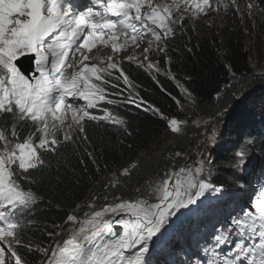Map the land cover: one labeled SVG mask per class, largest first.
<instances>
[{
  "label": "snow or ice",
  "instance_id": "obj_1",
  "mask_svg": "<svg viewBox=\"0 0 264 264\" xmlns=\"http://www.w3.org/2000/svg\"><path fill=\"white\" fill-rule=\"evenodd\" d=\"M230 5L240 12L237 0H0V264H154L153 247L159 250L175 220L198 208L208 192L222 191L206 166L211 161L205 152L217 142L215 125L197 145L199 158L176 151L165 167L157 161L154 178L145 179L144 191L136 187L134 198L113 194L110 200L109 190L131 177L128 167L113 172L83 218L76 205L60 224L46 220L39 188L59 183L72 160L84 172L88 161L100 171L102 157L89 128L115 125L131 135L125 116L106 106L159 113L116 54L147 40L137 66L145 67L149 53H163L169 62V38L191 20L221 8L227 12ZM254 8L264 10L260 0L246 5L249 13ZM98 45L110 46L112 54H93ZM152 69L159 71L148 62L145 70ZM181 90L194 105V94ZM185 124L167 118L174 136L183 135ZM245 155L237 153V167ZM177 159L185 162L177 167ZM97 200L105 203L97 208ZM203 252L211 257L205 264H264V187L229 227L214 232Z\"/></svg>",
  "mask_w": 264,
  "mask_h": 264
},
{
  "label": "trees",
  "instance_id": "obj_2",
  "mask_svg": "<svg viewBox=\"0 0 264 264\" xmlns=\"http://www.w3.org/2000/svg\"><path fill=\"white\" fill-rule=\"evenodd\" d=\"M260 2L264 8V0ZM254 10L259 12L258 29L264 34V10ZM191 30L186 23L174 37L169 38L167 56L171 60L165 65L161 63L165 75L151 77L137 64L123 62V67L128 69L130 77L138 85L140 94L158 108L159 113L146 112L133 105H121L119 108L106 106L125 116L131 135L115 125L89 128L96 155L102 157L98 159L100 171L97 172L96 166L88 161V170L84 172L78 160H72L70 167L61 169L59 183L53 181L51 186L48 183L41 185L39 192L44 199L40 208L46 220L60 224L76 205L90 202L95 194L102 193L112 173L124 167L130 169L131 177H121L124 183L117 189L109 190L110 200L113 194L125 199L139 195L136 187L145 190L144 181L157 171L156 162L161 161L160 167H165L167 157L176 151L199 158L197 145L200 143L196 141L199 129L194 127V120H206L204 123L210 124L208 128L213 125L220 127L221 151L215 155L211 153V163L206 166L214 173L211 183L222 191L216 195L209 192V198L215 201L226 194H233L239 201L243 200L253 169L261 165L264 170V65L262 76L254 75L243 39L230 35L225 37L223 45L211 38L193 42ZM217 49L220 50L216 52ZM179 87L194 94L193 109ZM124 94L127 95V92ZM176 101H180V105ZM90 111L95 112L94 109ZM172 117L186 121L183 135L174 136L169 132L167 118ZM203 130L200 129V132ZM210 148L205 155L212 152ZM242 151L246 154L245 163L237 167V153ZM184 162L183 159L172 161L177 167ZM134 164L136 168L132 167ZM104 203L103 200L95 201L98 208ZM196 209L204 211L202 206ZM186 219L184 215L177 225L182 226L183 223L184 226L190 220ZM48 230H51V224ZM162 246L169 248L170 245L166 241ZM187 247L190 249L188 241ZM176 250L178 260H184V249ZM191 254L196 258L200 252L192 250ZM154 264L168 262L157 258Z\"/></svg>",
  "mask_w": 264,
  "mask_h": 264
},
{
  "label": "rangeland",
  "instance_id": "obj_3",
  "mask_svg": "<svg viewBox=\"0 0 264 264\" xmlns=\"http://www.w3.org/2000/svg\"><path fill=\"white\" fill-rule=\"evenodd\" d=\"M251 1L237 0V4L240 7L239 13L236 12L235 6L230 5V8L227 12H225L223 8H221L219 12L211 11L207 15H201L199 18L191 20L190 22H188V25L192 29L191 31H192L193 42H198L199 40L202 39L211 38V39H216L218 43L220 42V44L223 45L225 37H229L230 35H232L235 38L243 39L249 51V58L253 66V70L255 71L254 75L261 77L263 73L262 67L264 65V34H262L258 29V22L260 17V15H258L259 12L253 9L251 13H249V11L246 9V5L252 3ZM147 47H149L148 42L147 40H144L140 42L139 47L129 46L128 49L123 50L119 54H116L114 58L126 59L128 56L134 55L136 57V61L138 64L140 61H143V49ZM160 47H163L162 44L160 45ZM219 50L220 49H217L216 52ZM93 54H99L101 57L106 58L108 55L112 54L111 47L109 46L105 48L102 45H98L97 48L93 50ZM148 62H153L154 64H157L159 71H157L156 69L145 70L146 64ZM161 63H163L164 65L168 63L166 62V58L163 53H149L148 61H144L145 67H140V68L152 77L156 74H163V68L161 66ZM71 71L72 70L69 69L68 73H70ZM234 83L236 85L238 84L237 81H235ZM179 88L182 89L181 87ZM183 95L185 96V98H187V95L185 93H183ZM77 103L83 105L84 101H77ZM190 107H192L193 109L195 105L190 104ZM192 122L196 123L194 127L199 129L198 131L199 137L196 141H198L199 143L206 141L207 137L211 135L210 129H212L213 127L208 128L210 124L207 125L208 123H204L206 122V120L205 121L194 120ZM203 128L204 130L200 132V129ZM215 128L219 133L220 127L215 126ZM219 140H220L219 137H217V142L215 143V145L210 146L211 147L210 150L212 149V152L210 151L208 152V155H206V157L208 156L207 157L208 159L210 158L211 153L212 155H215L217 152L221 151V143L219 142ZM263 172L264 170L262 171L261 165H258L253 169L252 174L249 178L248 192L246 193L243 200L238 203V205L232 206V209L230 210L231 214H234L235 216L239 215L243 206L245 207L250 202V200L253 199L255 192L257 190V188H255L254 185L255 184L257 185L258 182H261L264 179ZM213 176L214 173L212 172L211 179L213 178ZM206 198L207 200H209L208 196ZM88 203L89 202L81 204L78 210L76 211V214L81 218H83L84 213L92 211V209L88 208L87 206ZM201 204H203V202ZM227 213L229 214V210H227ZM180 218H183V213L180 215L179 219ZM230 218L232 219L233 217ZM179 219L175 220L174 222L177 227L174 228L172 233L167 237V239L161 243L163 244L166 241H168L170 247L168 249H164L160 246L159 250H157L155 246L153 247V255L151 256V259L153 261L157 259L156 257L158 256L163 259H166L168 264H176V262L179 261L178 259L175 258V251L172 252V250H170L174 248V246H181L182 245L181 243L184 242L182 241V236L181 239H179V236L181 235L183 229L181 228L180 225H177ZM213 221H215V219L207 222L210 223ZM197 222L194 228L190 232L189 231L186 232V234L188 235L187 237L191 238L190 241L192 244H194L193 241H196L197 237L200 238L201 242H206L207 241L206 237L208 236H210V238L212 239L214 232H217L224 225L222 224L219 226V224L222 223L219 222V224H214L212 226L207 225V228L205 229L203 227V221H199L198 224ZM223 223H227V222L223 221ZM198 225L200 227V232L197 235H195L194 233L198 229ZM207 230L210 231L209 234L206 233ZM200 233L204 236L201 237ZM235 239L236 237L233 235V240ZM197 241H198L197 245L200 246V241L199 240ZM182 246L180 247L181 249ZM185 258L192 259V256L190 254H186Z\"/></svg>",
  "mask_w": 264,
  "mask_h": 264
},
{
  "label": "bare ground",
  "instance_id": "obj_4",
  "mask_svg": "<svg viewBox=\"0 0 264 264\" xmlns=\"http://www.w3.org/2000/svg\"><path fill=\"white\" fill-rule=\"evenodd\" d=\"M26 64H27V63H26ZM118 226H119V225H117V228H119ZM206 242H208V240H207ZM160 246H161V245H160ZM169 247H170V246H169ZM172 249H173V248H172ZM185 254H186V253H185Z\"/></svg>",
  "mask_w": 264,
  "mask_h": 264
}]
</instances>
